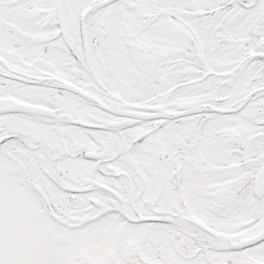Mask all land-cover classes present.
<instances>
[{"label":"flooded vegetation","instance_id":"flooded-vegetation-1","mask_svg":"<svg viewBox=\"0 0 264 264\" xmlns=\"http://www.w3.org/2000/svg\"><path fill=\"white\" fill-rule=\"evenodd\" d=\"M22 1L0 0L2 10L9 7L4 2L10 9L14 2L23 7V15H0V264H264V238L237 247L264 231V191L258 197L252 186L264 166V0H148L134 13L136 0H91V14L112 7L127 14L117 32L103 22L102 32L110 34L106 39L87 28L88 22L82 25L95 48H84L85 60L92 54L101 73H111L112 85L122 79V96L91 84L96 76L83 79L75 72L71 79L64 71L57 76L56 68L35 63L36 54L13 46L10 38L30 41L44 31L57 34L60 46L74 55L50 17L58 0H38L51 4L41 6V13ZM138 11L165 36L156 32L147 40L142 21L134 18ZM172 32L185 44L171 42ZM127 39L135 56L133 67L125 68L113 55L119 58ZM103 50L110 57H102ZM22 74L44 82L24 84L18 79ZM138 81L148 83L147 89ZM63 82L91 95L97 92L95 97L110 108L152 118L116 117L86 100L101 116L70 109L67 100L81 97ZM12 84L32 86L34 92L20 98L5 89ZM23 103L55 115L10 111ZM187 103L203 111L175 118ZM163 112L168 117H153ZM190 117L205 118L202 128L185 121ZM185 123H191L187 132ZM142 128L143 135L130 136L127 143V132ZM169 134L172 141L166 144ZM111 136L119 138L118 144ZM247 142H253L254 155L247 153ZM145 143L153 149L139 154ZM216 167H239L251 179L242 180L239 191L228 189L234 170L216 175ZM242 192L252 202L243 210L231 206ZM77 199L85 201L84 207H74ZM90 208H102L132 228L130 239L124 237L129 230L119 236L108 259L86 254L79 238L99 235L100 223L85 222Z\"/></svg>","mask_w":264,"mask_h":264},{"label":"rangeland","instance_id":"rangeland-1","mask_svg":"<svg viewBox=\"0 0 264 264\" xmlns=\"http://www.w3.org/2000/svg\"><path fill=\"white\" fill-rule=\"evenodd\" d=\"M6 4L9 5V7L5 8L3 7V10L0 8V15L3 14H9V16L14 17L15 14H22L23 12L21 11V9L23 7H20V5L17 2H14V4H16V6L13 9H10V7H13L10 3L8 2H4ZM2 3V4H4ZM91 0H58V3L56 2L54 4V6L58 7V10H56V12L51 13L50 17H52V19L54 21L57 22V24L59 25V32H63V34H65V40L68 42V44L71 45L72 47V51L74 53V55L69 56L70 54L67 53V51L65 49H63L59 42V38H56L58 35L57 34H50V33H44V31H41V33L39 35H36L37 38L32 37V40L30 41H25L24 38H18L17 36L16 39H12L10 38V42L13 44V46H16L22 50H24V52L26 54H28V52H33L34 55L36 54L37 59L35 60V63L37 64L39 62V66L43 65V64H48L50 69L56 68L57 70L63 72L64 71V76L66 78H71L74 79V77L72 76L73 73L77 72L79 73L80 77H82L83 79L85 78H91L92 76H96V77H101V75L104 74L101 73V66H99V64H95L92 63L90 60V56L92 57L93 55L88 54V60H85V55H84V48L89 47V52L92 51L93 49H95L93 46L91 47V40H92V35L89 37V42L87 44H83L82 43V30H81V35L79 33L80 31V22H79V16L81 17H85V22H88L87 28L89 27V29L93 32H96L97 35L99 37H103V38H107L110 36V34H107V31L102 32V28L104 26V21L106 20L107 26H109V24H113L115 26V30L116 32L118 31L119 28H117V26H120L118 23L121 22L119 20H121V18L125 17L127 14H125L126 12H123L122 14H119V11L121 10V8H116L114 10V7L106 10L105 12H102L104 14H99V13H95V14H91V12H93L90 7L88 8V6H90ZM146 4H150L148 2V0H136V4L135 7H133V13H134V9L137 10H141V6H144ZM1 5V2H0ZM22 5L31 7L32 5H34V9L35 8H39L42 9L41 6H45V7H49V5H51L49 2H39L38 0H23L22 1ZM73 6V10L71 11L69 9L70 6ZM17 7V8H16ZM85 8V12H83ZM6 11V12H5ZM137 12L136 15L134 16V18H137V20L142 21L141 26V30L144 32H148L145 35V38L149 41H152L153 37L151 38L150 34L153 33H161V31L158 29L156 30L155 27V23L154 25H151L150 23L145 22V20L147 21L145 17V15H141V13H144V11L142 12ZM146 11V10H145ZM41 13V12H40ZM101 13V12H100ZM118 14V15H117ZM21 15V16H22ZM49 19V18H47ZM144 20V21H143ZM169 20V19H168ZM26 27H28V24H26ZM105 28V27H104ZM85 29V27H84ZM123 30H128L130 31L129 28L126 29L125 26L122 27ZM162 30V29H161ZM114 31V30H113ZM152 32V33H151ZM163 32V31H162ZM161 35H163V37L165 36L164 34L161 33ZM170 35H174V40L172 38H170L171 42H178L180 41V45H182L183 43L185 44V41L183 42V40L181 39V37L176 34L173 33ZM115 39H116V35H115ZM143 39V38H141ZM182 40V41H181ZM15 42V43H13ZM127 43H123L122 46L123 47V51L121 52V55H119V58L114 57L113 55V59L114 60H120V62L123 64V66H125V68L130 67L129 65H131L133 67L132 64V58L135 56L133 55V53L130 52L129 46H132L134 48V44H132L131 39H127L126 41ZM99 43H102L99 41ZM176 43V44H178ZM109 51V50H108ZM93 52H96L95 50ZM101 55L103 56H107L110 57L109 54H107L104 50L101 51ZM39 58V59H38ZM32 62V61H31ZM121 64V65H122ZM129 71V70H128ZM67 73H69L70 75H66ZM178 74V73H175ZM155 76H153L154 78ZM175 76H172L171 78H174ZM131 80H133V76L131 74ZM91 81H95V77H93L91 79ZM130 81V80H129ZM147 82L149 80H146ZM118 82V83H117ZM117 82H115V85H111L113 86L115 92L118 93H123L125 92L124 88V83L122 82V79L118 80ZM138 85L139 86H144V89L146 90L148 83L141 85L140 81H138ZM134 84V82H132ZM125 84H127V82H125ZM129 84V83H128ZM173 84V83H172ZM32 86L28 87V86H23V85H6V90H8V92H10L12 94V92L14 93H19L20 98H26V96L28 95H32L34 90L31 91ZM193 90V88H187V90ZM177 94H180V92H178ZM126 95H128V93H126ZM71 96V95H69ZM72 97V96H71ZM131 99L132 96L130 97ZM85 100L82 98H69L67 100V102H69L70 104V109L71 108H75V107H80L82 110L87 111V112H92L95 113V115H99L101 116L100 113L96 112L95 110H93L92 108L86 106V104H84ZM65 104V103H64ZM74 106V107H72ZM185 108L183 109H187L190 106L189 105H184ZM208 118V117H206ZM185 121H189L192 122L193 124H197L198 126L202 128V126L204 125L205 122V118L199 117V119L190 117V118H186ZM218 121V119H217ZM185 126L182 130H184L185 132L188 131L187 128L191 127V123H185ZM169 129V127H168ZM145 131V129H141V130H137L136 132H127L126 136L128 138L127 143L130 142V136L132 137L133 135L135 136H140L143 135V132ZM145 134V133H144ZM133 136V137H134ZM112 137V142H116L118 144L119 142V138H117V136H111ZM246 138H242L241 141H245ZM166 144L171 143L172 141V136L169 134L167 135V138H165ZM151 144H154L151 142ZM150 143H145L143 147H139L141 148L140 150H137L138 153H142L143 149H153V146ZM247 153H249V155H254V150H255V146L253 145V142H247ZM210 148V146H208ZM220 154L223 153L222 151L219 152ZM218 152L213 153V155H217ZM258 160L255 161L251 167L252 170L254 169V167H257L258 164ZM250 168V167H248ZM245 168V169H248ZM219 169V167H218ZM234 173L236 174L235 176L232 175L233 177L231 180V184L228 186V189L230 187L236 188L237 185H239L238 187L240 188V184H242V180L248 183V180H250V176L248 174H246L243 169H238V170H234ZM161 172H159V176H160ZM216 175H219L218 173H214ZM233 174L232 171H230V175ZM223 175V174H222ZM248 175V178H245ZM226 176V175H225ZM4 179V178H3ZM235 191H239V189H235ZM220 195L225 196V198H227V192L221 191L220 189H218V192ZM243 195H239L240 198L239 199H235L233 200L231 203V206L233 205L234 208H240V209H244L245 206H252V202L248 200V195L244 194L242 192ZM17 199V198H16ZM75 204L74 207L75 208H81L84 207L85 205V201H82L80 199L75 200ZM18 204L20 205V201L18 202ZM67 216H69L70 218H73L71 216V214H69L68 212H66ZM107 213L106 210L102 209V208H96V209H89V219L85 220V222H90V223H100L101 225L98 226V229L100 232L98 236L95 235H87V237L84 236H80L79 238L81 240V243L84 244V251L86 254H91L94 256V258H96L97 260H104V259H108V256L113 254L114 251L116 250V248L119 245L118 242V238L119 236H121V234H126L127 231L129 230V234L124 235V237H126L127 239L131 238V230L132 228L124 225L121 226L120 222L118 223L117 218H113L114 215H110L109 213H107L106 216H104L103 218V214ZM77 216V218L75 219H79L81 218V215L79 214H75ZM100 215L102 216V219H98V216ZM110 217H109V216ZM101 218V217H100ZM95 220V221H94ZM36 221V218H35ZM34 221V222H35ZM79 221L82 222V219H79ZM49 222V221H48ZM123 228V229H122ZM122 234V235H123ZM84 237V238H82ZM76 238V237H75ZM82 238V239H81ZM98 239V240H97ZM122 248V247H121ZM125 254V252H124Z\"/></svg>","mask_w":264,"mask_h":264},{"label":"water","instance_id":"water-1","mask_svg":"<svg viewBox=\"0 0 264 264\" xmlns=\"http://www.w3.org/2000/svg\"><path fill=\"white\" fill-rule=\"evenodd\" d=\"M66 87V86H65ZM68 89H70L71 91L81 95V96H84L86 98H89L91 100H93L91 97L85 95L84 93H82L81 91L79 90H76L74 87H69L67 86ZM95 101V100H93ZM23 110H27V111H34V112H37V113H49V111H43V110H40V109H34L31 107H26V106H23V108H21ZM197 112L196 110H191V111H188V112H185V113H182V114H178L180 116H184V115H189V114H192V113H195ZM114 114L116 115H122V116H126V117H134V118H148L147 116H141V115H135V114H127V113H120V112H113ZM152 118V116H150ZM153 117H166L165 114H162V115H159V116H153ZM253 188H254V193L256 196L260 197L261 194L263 193L264 191V166L262 167V169L260 170L259 174L257 175L255 181H254V184H253ZM264 238V231L262 233H260L259 235H257L256 237L254 238H251V239H247V240H242L238 245L237 247H240V246H248V245H252V244H255L256 242L262 240Z\"/></svg>","mask_w":264,"mask_h":264}]
</instances>
